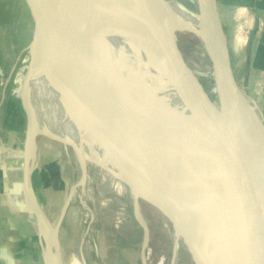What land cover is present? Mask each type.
<instances>
[{
    "label": "water",
    "instance_id": "95a60500",
    "mask_svg": "<svg viewBox=\"0 0 264 264\" xmlns=\"http://www.w3.org/2000/svg\"><path fill=\"white\" fill-rule=\"evenodd\" d=\"M78 1L85 18L83 23L69 20V0H25L33 20V39L37 34L44 43L47 42L40 57L41 62L52 59L60 74H75L76 81L81 82L88 92V104L114 125L125 150L123 127L134 132L139 124L141 128L145 124H149L147 126L152 129L158 127L166 194H157L144 184L145 181L140 182L143 177L139 176L140 181L136 182L138 191H134L136 198H132L134 213L137 207L139 209L138 197L149 202L178 227L201 264H217L202 233L193 222L191 209L196 199L195 192L206 187L212 188L222 203L225 216L218 256L225 258L228 248H231L237 264H264V224L255 215L240 182L233 174H229L230 170L225 165L222 146L206 114V101L210 97L203 91L201 83L197 87L188 77L185 68L189 67L177 55L165 34L166 30L190 33L211 47L212 55L206 53L210 60L213 91L222 116L232 137L264 184V112L258 109L235 78L215 0H189L195 9L182 4L198 19L197 26L190 25L181 16L161 15L156 4L164 0H109L114 7V15H106L97 7H90L89 0ZM78 26H104L114 31L139 33L144 45L159 62L182 108L162 104L129 84L116 86L115 79H119L116 72L94 59V49L76 32ZM31 64L28 63L19 88L20 102L26 115L22 184L36 220L42 224L47 218L42 214L31 189L30 144L38 135L46 134L39 130L26 98ZM113 104L129 108L130 112L126 116L123 112L119 115L116 113L118 107H113ZM150 141L153 145V138ZM114 153L126 171L123 175L94 157H89V160L122 181L129 190H134L127 172L136 176L140 171L126 157L125 151L114 149ZM179 164L190 165L191 169L187 170ZM57 245L56 254L60 252L59 242Z\"/></svg>",
    "mask_w": 264,
    "mask_h": 264
},
{
    "label": "bare ground",
    "instance_id": "6f19581e",
    "mask_svg": "<svg viewBox=\"0 0 264 264\" xmlns=\"http://www.w3.org/2000/svg\"><path fill=\"white\" fill-rule=\"evenodd\" d=\"M89 3L90 7L95 6L106 15L115 14L114 7L109 0H89ZM156 6L161 15L171 17L181 16L192 26H197L198 24V19L176 0H164L156 4ZM68 15L69 20H79L81 23L85 21L82 8L80 7V1L69 0ZM76 32L94 49V59H97L100 64L116 72L115 74L118 76V80L121 81V83H119V81L115 79L116 86L122 83L126 85L129 84L162 104L182 108V103L164 77L159 62L144 45L139 33L130 30L114 31L104 26H78ZM133 38L137 39L141 45L137 47V45L133 43ZM33 42L37 56L36 61H32L33 53L31 51V45ZM199 42L206 52L212 55V49L206 41L199 39ZM41 44L46 48L47 42L44 43L36 34L29 45V62L32 63L30 72L34 68H37V71L39 68V72L36 82L29 87L30 99L28 100L29 96L27 95L26 98L31 105L34 117L38 111H43V109L45 111L48 109L50 110L49 113L54 114L56 119L55 126H57L61 134V138H59L61 139V145L73 147L74 158L80 168L81 173L76 180L77 184L80 182L82 189L84 188L86 180L85 168L89 162V157L91 156L94 145V151L97 155H104L102 153H105L115 165L118 163V159H116V153L114 157L111 155V148L118 149L119 152L125 151L126 157L137 166V169L140 171L138 175L129 176L131 177L130 183L134 188V190H130V196L132 198H136L134 191H136L135 184L139 176L149 179L154 192L161 196H165L166 188L159 150L158 127L156 126L152 129V127L147 126L149 124H145V127L141 128L139 124L135 132L130 128L123 127L122 131L125 135L127 147L125 150L117 137V131L113 127L114 125L103 117L99 111L88 104V92L82 87L81 82L79 83L76 81L75 74H60L57 69H53L52 59H47L44 63L40 61V57L42 56ZM50 46H48V48ZM185 72L197 87L202 81H204V84L213 85L212 78L205 72L191 70L189 68H185ZM43 97H47L48 103L43 102ZM89 98L90 97H88V99ZM56 101L60 102V108L56 106ZM113 107H118L116 108V113L119 115L123 112L122 114L126 116V114L130 112L129 108L126 107L121 108V106L119 107L115 104H113ZM205 109L211 128L222 146L225 165H227L230 170L229 174H233L240 182L255 215L261 223L264 224V184H262L253 165L244 155L228 130L216 94L206 101ZM126 111L128 112L125 113ZM35 119L38 122L37 118ZM39 130L44 133L42 129ZM29 135H31L30 131ZM150 138H153V145ZM30 147V157L32 160L31 168H33L37 163L39 154L37 140L34 142L32 141ZM179 165L185 167L187 170L191 169L190 165ZM121 173L122 175L126 173L124 168H122ZM76 181L70 186L71 189L66 202L71 201L77 193L75 189ZM87 185H89L90 188V184L88 183ZM82 192L85 194V189H83ZM194 196L196 199H194L191 205L193 222L202 233L217 264H237L231 248H228L225 258L221 259L218 256L225 216L222 203L215 191L212 188L206 187L195 192ZM81 207L86 210L85 212L88 215V220H91L93 217L92 209L84 203V201ZM40 209L44 215L41 206ZM135 216L144 227L141 243H145L148 227L138 207L135 210ZM47 221L38 224L40 235H42L45 240L43 247L45 264H80V257L72 252L67 254L61 252L57 258L56 247L58 246L57 242H59L57 236L58 225L57 223L51 224ZM166 222L167 220L165 223ZM172 229L174 245L171 264H174L181 232L178 227L173 224Z\"/></svg>",
    "mask_w": 264,
    "mask_h": 264
},
{
    "label": "rangeland",
    "instance_id": "374dc122",
    "mask_svg": "<svg viewBox=\"0 0 264 264\" xmlns=\"http://www.w3.org/2000/svg\"><path fill=\"white\" fill-rule=\"evenodd\" d=\"M156 1L161 2V0ZM176 1L195 9V5L189 0ZM33 30V20L25 0H0V124H3L7 129H16L22 138L25 137L26 115L19 98V86L30 61L29 45L33 39ZM165 34L187 67L205 72L212 78L209 57L196 36L172 30H166ZM133 43L137 47L141 45L135 38H133ZM41 50L42 54L44 50L42 44ZM31 51L33 53L32 61H36L34 42L31 45ZM230 58H232L231 55ZM53 69H56L54 64ZM38 72L39 68L38 71L37 68H34L29 74L26 88L28 100L30 99L29 87L36 82ZM201 84L205 94L208 97H213V85L204 84V81ZM13 99L18 101L15 110H12V105L8 107ZM42 100L44 103H48L47 97H43ZM55 104L60 108L59 101H56ZM49 112L50 110L43 109V111H38L35 116L39 122H37L39 129H42L46 134H40L36 138L39 152L37 161L46 163L51 159L58 161L59 169H56L52 174L57 179L61 177V181H63L64 187L61 186L62 191L59 193L56 191L55 185L46 186L45 193L53 197L42 200L48 222L58 225L57 236L60 252L57 256L61 252L64 254L72 252L80 257V264H171L174 245L171 222L155 206L138 197L139 210L149 232L145 243H141L144 227L136 219L134 202L130 196L131 191L122 181L90 160L85 168L86 180L83 189L86 192L84 194L81 183L77 184L76 181L81 172L74 158L73 148L69 145H61V139H59L61 134L55 126L56 119L54 114ZM21 149L23 148L21 147ZM110 153L113 157L115 156L114 148H111ZM102 154L104 155H97L93 145L90 157L102 161L118 170L122 175L121 164L118 162L115 165L109 156L105 153ZM127 173L131 175L130 172ZM74 181H76L77 193L64 209L62 197L66 196L67 199L70 186ZM139 181L138 179L136 182ZM140 182L153 190L151 182L146 177H143ZM135 188L137 192V183ZM83 201L92 209L91 220H88L86 210L81 207ZM40 242L42 251H44L45 240L42 235ZM80 247L84 254L83 262L81 255L78 254ZM142 248L144 249L143 253L141 252ZM177 250L174 264H201L193 248L183 236L179 238Z\"/></svg>",
    "mask_w": 264,
    "mask_h": 264
},
{
    "label": "crops",
    "instance_id": "0c3cea01",
    "mask_svg": "<svg viewBox=\"0 0 264 264\" xmlns=\"http://www.w3.org/2000/svg\"><path fill=\"white\" fill-rule=\"evenodd\" d=\"M215 3L235 78L264 112V0ZM23 139L16 129L0 124V264H45L38 222L23 190ZM51 160L37 161L31 171V187L44 215L42 200L53 197L45 193V187L55 185L59 193L63 186L61 177L52 174L59 169L58 161ZM62 198L65 208L68 202L66 196ZM78 254L83 262L81 247Z\"/></svg>",
    "mask_w": 264,
    "mask_h": 264
},
{
    "label": "trees",
    "instance_id": "16d2710c",
    "mask_svg": "<svg viewBox=\"0 0 264 264\" xmlns=\"http://www.w3.org/2000/svg\"><path fill=\"white\" fill-rule=\"evenodd\" d=\"M9 104L10 105H8V107L12 105L13 106L12 110H15L17 107L18 101L13 99L12 102H10Z\"/></svg>",
    "mask_w": 264,
    "mask_h": 264
},
{
    "label": "flooded vegetation",
    "instance_id": "af4514ba",
    "mask_svg": "<svg viewBox=\"0 0 264 264\" xmlns=\"http://www.w3.org/2000/svg\"><path fill=\"white\" fill-rule=\"evenodd\" d=\"M143 260V259H142Z\"/></svg>",
    "mask_w": 264,
    "mask_h": 264
}]
</instances>
